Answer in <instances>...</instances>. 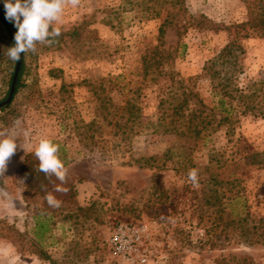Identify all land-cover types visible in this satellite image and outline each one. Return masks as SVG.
I'll list each match as a JSON object with an SVG mask.
<instances>
[{
	"label": "rangeland",
	"instance_id": "1",
	"mask_svg": "<svg viewBox=\"0 0 264 264\" xmlns=\"http://www.w3.org/2000/svg\"><path fill=\"white\" fill-rule=\"evenodd\" d=\"M175 2L67 3L53 24L60 36L23 55L22 86L0 110V134L17 144L0 173V264H216L229 254L264 264L261 243L247 244L229 230L205 232L212 209L194 192L215 170L221 191L239 190L253 218L264 216V165L244 160L264 152L263 117L239 116L231 136L224 128L204 134L187 167L156 169L135 161L159 157L172 140L157 129L156 117L159 98L175 85L167 75L144 78L141 70L144 48L157 42L164 19L171 21L163 35L171 54L165 70L191 85L208 106L215 99L203 66L233 36H249L227 57L236 62L239 86L264 81V37L221 27L246 21L255 0H184L185 11ZM9 37L0 21V102L16 64L7 55ZM132 99L142 117L129 130L121 107ZM42 136L64 145L76 204L57 210L39 240L33 231L43 206L38 196L23 199L20 166ZM193 169L196 184L188 180Z\"/></svg>",
	"mask_w": 264,
	"mask_h": 264
},
{
	"label": "trees",
	"instance_id": "2",
	"mask_svg": "<svg viewBox=\"0 0 264 264\" xmlns=\"http://www.w3.org/2000/svg\"><path fill=\"white\" fill-rule=\"evenodd\" d=\"M175 3L179 5L178 11H185L184 0H176ZM0 14L5 17V8L2 4H0ZM8 22L15 34L17 29L14 23L9 20ZM169 24L171 21L164 19L158 28L157 42L144 48L141 55V70L144 78L150 77L151 80L157 81L159 77L167 75L171 84L175 85L159 98L156 117L157 129H160L162 134L172 135V140L159 157L143 156L135 159L141 167L156 169L187 167L192 161L196 142L203 138L204 134L224 128L225 134L231 136L239 122V116L250 114L264 118V81L251 82L240 87L236 62L227 59L235 50H241L240 40L249 36H233L217 55L205 62L203 70L211 79V92L215 99L214 105L208 106L191 85L175 79L173 74L164 68L171 57V54L164 48L163 41L165 27ZM221 27L228 31L245 30L246 33L251 32L259 35L258 37H264V0H255L254 11L246 21ZM9 40L11 47L15 41L11 36ZM22 75L23 63L18 72L14 94L22 86ZM8 107L9 104L5 108ZM121 109L122 116L126 115L125 128L130 130L134 125L141 123V107L135 100L125 101ZM116 125H118L117 122ZM52 140L59 145L61 160L67 163L69 159L66 156L64 145L58 140ZM263 159L264 152H253L244 157L246 164L264 165ZM213 160L211 156L209 162ZM38 163L34 152L26 153L20 166V174L24 189L23 199L26 202L34 196L41 199L43 211L37 214L33 234L37 239L42 240L49 230L48 219L57 210H63L76 204V187L74 180L66 176L63 186L68 191L66 193L53 192L54 186L60 181L38 171ZM222 182L218 173L210 170L206 177L199 180L201 188L194 190L195 194L203 195L205 205L212 209L204 226L205 232L208 234L212 232L215 235L219 230L220 233L224 232L228 235L231 231L235 233L236 239L243 240L247 244L261 243L264 246V216L253 218L239 190L234 191L232 195H227L217 187ZM49 192L61 201L59 207L48 205L45 197ZM169 206L171 210H174L173 205ZM43 257L49 258L47 254ZM215 263L259 264L245 254H229L226 257L217 258Z\"/></svg>",
	"mask_w": 264,
	"mask_h": 264
},
{
	"label": "clouds",
	"instance_id": "3",
	"mask_svg": "<svg viewBox=\"0 0 264 264\" xmlns=\"http://www.w3.org/2000/svg\"><path fill=\"white\" fill-rule=\"evenodd\" d=\"M5 19L14 23L17 31L14 34V45L8 48L7 55L19 62L21 55L35 52L38 43H52L55 37L60 36V27H53L54 22L60 20L65 6L70 3L76 6L78 0H3ZM15 139L0 134V173H4L7 162L16 151ZM59 145L47 136L40 137L34 148V155L38 160V171L46 176L55 177L59 184L54 186L53 192L66 193L64 187L66 168L59 156ZM188 180L193 184L198 182L195 169L188 173ZM46 201L51 207H59L61 201L49 192Z\"/></svg>",
	"mask_w": 264,
	"mask_h": 264
},
{
	"label": "water",
	"instance_id": "4",
	"mask_svg": "<svg viewBox=\"0 0 264 264\" xmlns=\"http://www.w3.org/2000/svg\"><path fill=\"white\" fill-rule=\"evenodd\" d=\"M0 21L6 27L9 36L14 38L13 29L10 27V24H9L8 20L5 19V17L2 16L1 14H0ZM22 60H23V54L21 55V60L19 62H16V64H15V68H14L11 84H10V87H9V90H8V94H7V97L5 98V100L0 102V110L2 108H4L5 106H7L8 104H10V102H11V100L13 98V95H14V92H15V85H16V81H17V76H18V72L20 70V66L22 64Z\"/></svg>",
	"mask_w": 264,
	"mask_h": 264
},
{
	"label": "built area",
	"instance_id": "5",
	"mask_svg": "<svg viewBox=\"0 0 264 264\" xmlns=\"http://www.w3.org/2000/svg\"><path fill=\"white\" fill-rule=\"evenodd\" d=\"M122 229H123V228H121V227L119 228V230H122Z\"/></svg>",
	"mask_w": 264,
	"mask_h": 264
}]
</instances>
